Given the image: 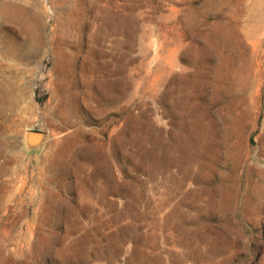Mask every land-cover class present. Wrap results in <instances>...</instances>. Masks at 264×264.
Segmentation results:
<instances>
[{"label":"rangeland","instance_id":"374dc122","mask_svg":"<svg viewBox=\"0 0 264 264\" xmlns=\"http://www.w3.org/2000/svg\"><path fill=\"white\" fill-rule=\"evenodd\" d=\"M0 264H264V0H0Z\"/></svg>","mask_w":264,"mask_h":264},{"label":"water","instance_id":"95a60500","mask_svg":"<svg viewBox=\"0 0 264 264\" xmlns=\"http://www.w3.org/2000/svg\"><path fill=\"white\" fill-rule=\"evenodd\" d=\"M45 134L40 130H30L26 134V142L29 148H36L43 142Z\"/></svg>","mask_w":264,"mask_h":264}]
</instances>
